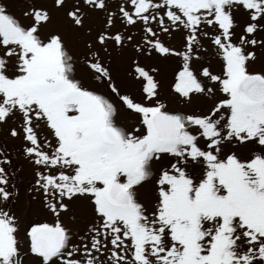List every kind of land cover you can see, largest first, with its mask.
<instances>
[{
	"label": "snow or ice",
	"instance_id": "obj_1",
	"mask_svg": "<svg viewBox=\"0 0 264 264\" xmlns=\"http://www.w3.org/2000/svg\"><path fill=\"white\" fill-rule=\"evenodd\" d=\"M0 264H264V0H0Z\"/></svg>",
	"mask_w": 264,
	"mask_h": 264
}]
</instances>
